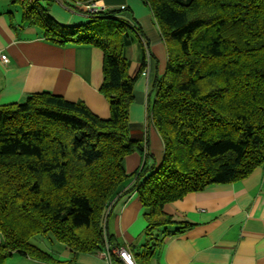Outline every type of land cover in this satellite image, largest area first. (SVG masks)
<instances>
[{
	"label": "trees",
	"instance_id": "16d2710c",
	"mask_svg": "<svg viewBox=\"0 0 264 264\" xmlns=\"http://www.w3.org/2000/svg\"><path fill=\"white\" fill-rule=\"evenodd\" d=\"M8 1L51 42L102 51L99 92L109 116L48 91L0 104V264L13 253L75 262L31 243L39 234H52L74 253L95 254L105 241L119 246L107 231L106 209L131 177L147 238L139 251L129 250L136 264H150L167 239L193 226L164 212L165 204L264 166V0H141L167 55L146 109L162 142L158 163L129 135L137 75L129 74L124 50L138 27L119 15L123 9L68 26L39 0ZM145 64L143 57L139 72ZM135 151L144 160L128 173L125 158Z\"/></svg>",
	"mask_w": 264,
	"mask_h": 264
},
{
	"label": "crops",
	"instance_id": "0c3cea01",
	"mask_svg": "<svg viewBox=\"0 0 264 264\" xmlns=\"http://www.w3.org/2000/svg\"><path fill=\"white\" fill-rule=\"evenodd\" d=\"M85 1L39 0V5L59 23L76 26L86 23L87 19L72 8L83 9ZM93 1L102 10L123 9L119 15L138 27L124 50L129 60V74L137 75L129 112V135L140 139L158 163L162 142L147 121L146 113L153 99V83L164 73L167 61L158 27L141 0ZM22 11L20 5L0 0V52L8 57L7 64H0V104L22 102L29 93L48 91L67 100L83 101L96 115L108 117V102L99 92L102 51L82 43L51 42L38 27L22 21ZM143 57L146 73L139 72ZM146 159L152 162L149 156ZM143 160L137 151L127 155L126 171H135ZM134 184V177L123 184L109 209L106 223L108 233L119 246L125 245L132 252L139 251L147 238L143 206ZM163 210L175 219L192 222L193 226L167 239L154 253L150 264H264V166L255 168L239 181L190 192L165 204ZM43 245L46 246L44 242ZM54 256L60 260L74 257L73 264H107L99 252L74 253L67 246ZM3 264L48 263L13 253Z\"/></svg>",
	"mask_w": 264,
	"mask_h": 264
},
{
	"label": "built area",
	"instance_id": "2783aa9c",
	"mask_svg": "<svg viewBox=\"0 0 264 264\" xmlns=\"http://www.w3.org/2000/svg\"><path fill=\"white\" fill-rule=\"evenodd\" d=\"M74 1V0H72ZM81 0H78L80 3ZM83 2V1H81ZM85 5L83 9H73L74 12H80L85 17L96 16L101 12V8L95 4L93 0H87L84 2ZM70 7V6H68ZM82 11V12H81ZM8 62V57L6 54L0 52V64L5 65ZM143 73L147 70L143 69ZM112 201L107 205V211L110 209ZM100 255L104 258L107 264H136L132 253L127 246H116L112 248L108 241H105V245L102 250L99 251Z\"/></svg>",
	"mask_w": 264,
	"mask_h": 264
},
{
	"label": "rangeland",
	"instance_id": "374dc122",
	"mask_svg": "<svg viewBox=\"0 0 264 264\" xmlns=\"http://www.w3.org/2000/svg\"><path fill=\"white\" fill-rule=\"evenodd\" d=\"M112 203H113V200H112ZM106 212H108L106 210ZM30 242L35 244V245H38L40 246L41 248L49 251L51 254L55 255L57 251H59L60 249H62L63 247H65L64 244L56 241L52 234H49L47 236H44V235H36L34 237H32L30 239ZM43 242L46 244V246L43 245ZM137 244V243H136ZM135 249H139V245H135Z\"/></svg>",
	"mask_w": 264,
	"mask_h": 264
}]
</instances>
